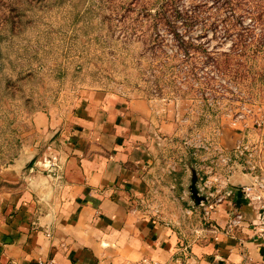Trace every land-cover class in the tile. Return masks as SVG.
Here are the masks:
<instances>
[{
  "label": "rangeland",
  "instance_id": "374dc122",
  "mask_svg": "<svg viewBox=\"0 0 264 264\" xmlns=\"http://www.w3.org/2000/svg\"><path fill=\"white\" fill-rule=\"evenodd\" d=\"M181 38L200 43L191 62L176 51ZM261 40L264 0H0V168L44 148L31 132L37 111L67 115L86 91L146 101L153 163L142 207L183 239L201 235L210 221L189 197V168L207 196L204 180L225 170L219 152L235 167L236 143L258 164L264 151Z\"/></svg>",
  "mask_w": 264,
  "mask_h": 264
},
{
  "label": "crops",
  "instance_id": "0c3cea01",
  "mask_svg": "<svg viewBox=\"0 0 264 264\" xmlns=\"http://www.w3.org/2000/svg\"><path fill=\"white\" fill-rule=\"evenodd\" d=\"M121 103L86 91L67 115L31 116V132L44 148L0 168V264H264V242L254 227L259 216L239 188L229 185L202 234L190 239L144 210L153 163L143 125L149 106ZM49 154L58 167L41 171L37 165ZM260 154L257 175L264 174ZM228 180L245 184L252 176L236 164ZM234 207L243 221L229 228Z\"/></svg>",
  "mask_w": 264,
  "mask_h": 264
},
{
  "label": "built area",
  "instance_id": "2783aa9c",
  "mask_svg": "<svg viewBox=\"0 0 264 264\" xmlns=\"http://www.w3.org/2000/svg\"><path fill=\"white\" fill-rule=\"evenodd\" d=\"M233 153L237 157H242V171L249 173L252 176V181L240 188L242 198L253 208L257 214L258 219L254 227L256 229L257 236L264 242V174L257 175L256 170L259 168L258 162L255 160V153L242 142L235 144ZM56 157L51 156L45 158L41 162V166L47 171L51 172L58 167L56 163ZM218 160L220 165L225 167L222 175L219 177L206 178L202 184V189L206 188L208 191L207 198L199 205L202 208L204 218H208L210 213L219 205L225 197L229 195V182L228 177L232 173L234 163L231 161V157L219 152ZM212 181H218V184L211 185ZM243 221V215L238 208H233L228 221L229 228L238 226ZM36 264H58L52 259H38ZM138 264H158L151 260L142 259Z\"/></svg>",
  "mask_w": 264,
  "mask_h": 264
},
{
  "label": "trees",
  "instance_id": "16d2710c",
  "mask_svg": "<svg viewBox=\"0 0 264 264\" xmlns=\"http://www.w3.org/2000/svg\"><path fill=\"white\" fill-rule=\"evenodd\" d=\"M142 1L143 0H132L133 3H137V4L139 2H142ZM258 15H260V14H258ZM196 17L197 16L194 15V16L191 17V19L192 18L193 19H196ZM258 20H259V17L258 16L254 17V21L257 22ZM244 47H246V45ZM253 47H254V49H255L256 52L264 51V40H261L260 42H257L255 44H253ZM199 49H200V43L199 44H196V43H194L191 40H184L183 38H181L178 41V44L176 46V51L179 54H181L183 63L184 62H191L192 55H193L194 51H197L198 52V51H200ZM203 49H205V48H203ZM175 55H176V52L173 53L172 57H174ZM209 58H210L209 64H211V66H213V68L217 67L218 60L215 57H212V56L209 57ZM189 77L190 76H188V78ZM210 78H213V77H204L203 80H202L203 83H209L210 82Z\"/></svg>",
  "mask_w": 264,
  "mask_h": 264
},
{
  "label": "water",
  "instance_id": "95a60500",
  "mask_svg": "<svg viewBox=\"0 0 264 264\" xmlns=\"http://www.w3.org/2000/svg\"><path fill=\"white\" fill-rule=\"evenodd\" d=\"M189 171H190V176H189V184H188V193H189V197L190 199L193 201L194 205H199L201 202L205 201L207 196L206 194H200L199 193V189L197 187V182H196V176H195V173H194V170L192 168H189ZM252 181V180H251ZM250 182H247L245 184H241V183H238V182H234L232 183V181L228 180L229 182V185H231L232 187H235V188H241L247 184H250Z\"/></svg>",
  "mask_w": 264,
  "mask_h": 264
}]
</instances>
